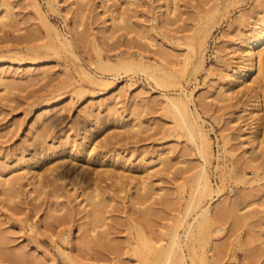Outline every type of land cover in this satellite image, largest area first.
Returning a JSON list of instances; mask_svg holds the SVG:
<instances>
[{
  "label": "rangeland",
  "instance_id": "1",
  "mask_svg": "<svg viewBox=\"0 0 264 264\" xmlns=\"http://www.w3.org/2000/svg\"><path fill=\"white\" fill-rule=\"evenodd\" d=\"M101 1L0 0V12L9 14L0 23V171L31 159L37 135L48 148L47 165L56 167L45 186L30 184V177L20 180L15 195L0 187L3 264H172L181 250L187 264H208L217 252L223 253L220 264H248L250 252L255 264H264L263 160L252 163L262 169L247 167L246 178L237 181L224 151L231 139L227 148L235 158L250 153L249 95L241 85L235 97L221 95L230 85L227 63L239 54L249 21L264 14V0H180L171 16L166 0H116L121 21ZM48 22L70 44L57 43ZM205 28L210 34L200 66L192 49L199 48ZM120 55L161 62L175 75L150 65L112 68ZM180 90L193 92L190 105L205 120L214 146L207 168L215 191L202 202L231 203L219 225L189 237L186 225L197 213L193 196L201 188L195 173L206 164L167 107V96ZM111 106L115 112L108 113ZM44 110L55 114L35 129ZM130 121L139 125L130 129ZM70 145L74 150L64 153ZM164 150L170 152L166 167L158 160ZM122 163L120 181L100 173ZM84 165L95 171L104 194L98 208L83 193L92 184L80 180ZM132 176L147 178L142 198ZM174 235L182 242L173 244ZM7 253L11 257L3 259Z\"/></svg>",
  "mask_w": 264,
  "mask_h": 264
},
{
  "label": "bare ground",
  "instance_id": "2",
  "mask_svg": "<svg viewBox=\"0 0 264 264\" xmlns=\"http://www.w3.org/2000/svg\"><path fill=\"white\" fill-rule=\"evenodd\" d=\"M90 0H76V2L79 5H85ZM180 0H166L165 3L167 4V15L171 16L172 12L177 9V6L179 5ZM103 4L110 5L111 8L110 12L113 14V19L117 20L122 18L124 12H117L118 16L116 17V8L118 5V1L116 0H102ZM131 4L133 3L132 0H124L123 3ZM119 6V5H118ZM109 7H107L109 9ZM119 8V7H118ZM120 9V8H119ZM118 9V11H119ZM121 10V9H120ZM124 10V9H123ZM125 11V10H124ZM176 11L173 12V15ZM262 16H256L253 20H250L248 25L247 32L244 33V38L242 41V44L240 48H238L236 51H240L239 54L233 59L235 61L227 63L228 72H226L225 77L228 78V84H230L227 87L221 88V95L227 96V98H233L235 93H240L245 89H247V94L249 95V100L246 103V106L248 108H244V111H246V115H248V118L251 119L250 123L248 124V128L250 130L249 138H248V144L250 145V153L248 156H243L242 162L239 160V158H235V154L232 152V150H229L227 148V144L231 141V139H226V142L224 144V151H227L231 155V160L229 163V169L228 171L231 172L232 177H235L236 180H244L246 178L245 173L243 172V169H247V167H250L253 169V172L259 171L262 169V165L264 164V14H261ZM9 18V14L6 11L0 12V23H4ZM48 28L50 31H52L53 38L57 43L66 45L70 44L69 40H66L62 37L61 33L57 30L56 26L48 22ZM206 29V28H205ZM203 37L201 38V43L199 48L194 46V49H192V53L199 59V65H204V54H205V47L207 44V38L210 34V29L204 30ZM202 35V34H201ZM198 43V42H197ZM218 51V50H217ZM167 54V52L165 53ZM108 63V62H103ZM148 65L150 67L155 66L159 71L162 73L169 72L171 74V70L168 71V69L163 65L161 62H157L155 64L147 63L144 59V56H135L131 57L129 59L123 58L121 55L116 63H114L112 68H144L149 69ZM148 71V70H147ZM174 74V71H172ZM257 74L256 80H254L252 83L249 82V78L254 74ZM33 71H27V75L33 74ZM37 73V72H35ZM92 80L98 81L99 78L96 76H92L89 72H85ZM152 73V72H150ZM156 73V72H155ZM163 74V75H164ZM168 74V75H170ZM152 75V74H151ZM154 75V74H153ZM170 75V76H171ZM175 75V74H174ZM24 76V75H22ZM162 76V75H161ZM21 77V76H20ZM0 78L4 79V76H0ZM24 78V77H22ZM163 78V76L161 77ZM1 79V80H2ZM168 79V78H167ZM168 82V81H167ZM11 84V82H9ZM8 83V84H9ZM165 83V81H164ZM14 86V82L12 83ZM17 84V83H16ZM243 86L242 89H237L238 86ZM10 86V85H9ZM9 86H7V90L9 89ZM193 92H191V96L188 93H185L184 90H180L177 96L170 97L167 96L166 102L168 104V109L172 111L175 124L177 126H180L182 128L186 127L188 129V136L191 140H194L197 144V148L200 152V155L202 156L205 166L203 165L201 170L199 169V172L195 173V177L198 181L201 183V188L194 194V208L197 209L196 215L193 217L192 221H189L186 225L185 229V236L189 237L192 235V233L195 230H205L211 226H217L219 225L218 222L221 221L225 216L226 213H228V206L231 205V203H223L216 206H212V203H203L202 197H205L206 195H210L213 191H215V188L212 183L210 171L207 168V164H211L213 161V157L215 156L214 153V146L212 139L209 135L208 130L205 128V120L201 116L200 112L196 109H193L190 105V103L193 101ZM246 102V101H245ZM108 113L115 112V107L111 106L108 109ZM243 111V112H244ZM57 112V111H56ZM55 114V111L51 110H44L43 112L39 113L38 117V124L36 125L35 129H39L42 126H45V122L47 119L52 117ZM101 116L96 117L97 121L100 120ZM121 120L118 119V121ZM114 121H117V118L114 119ZM41 122V123H39ZM133 122V123H132ZM130 121L128 124L130 126V129L135 128L137 125H139V122ZM127 125V126H128ZM126 127V124L124 125ZM129 129V127H128ZM185 129V128H184ZM186 129V130H187ZM187 132V131H186ZM228 135V134H227ZM89 135H86V138H89ZM229 136V135H228ZM228 136H226L228 138ZM37 143L39 142L38 148H36V151L33 154V157L29 160H23L20 159V166L17 168L12 169L10 172H3L0 171V187L3 191L8 193V195H15L19 193L18 191V185L21 179L23 178H30L33 177V181H30V184L32 183L34 186L38 187L40 184L45 186L46 178L50 175L52 171L56 167H53V165H47V159H48V152L47 149L44 147L45 141L42 139L40 140L39 135L36 137ZM85 143V142H84ZM84 147L82 149L83 152H85L87 149L86 143L83 144ZM71 146V145H70ZM73 147H67L66 149L62 150L64 153L66 152H72ZM77 151V150H76ZM81 151H77L76 153L79 154ZM75 153V152H74ZM170 152H163L159 155V163L161 166L166 167L167 160L169 158ZM220 157V156H218ZM241 158V157H240ZM230 159V158H229ZM263 160V164L254 165L252 163ZM19 162V161H18ZM46 162V163H45ZM112 162H115V160H112ZM50 163V162H49ZM124 163L120 164L118 170L114 171L113 169L109 170L106 169L104 171H101L102 175L104 174L106 178H113L116 177L117 180L120 181L122 177H124L123 172L121 170L124 169ZM42 165V166H41ZM47 165V166H45ZM219 165L216 166V169ZM243 167V168H241ZM249 168V169H250ZM81 174V181L83 184L90 183L88 187L85 188L84 194L86 195V199L90 200L91 203L95 204V207L98 208L101 206V203H103V192L102 190L96 185L97 183V176H94L95 171L89 169L87 166H81L82 171ZM161 170V169H160ZM51 171V172H50ZM99 172L97 173V175ZM100 175V174H99ZM261 174H257V176H260ZM79 176V175H78ZM80 177V176H79ZM134 180L138 178V182L136 183L137 190H138V197L142 198L144 191L148 190V185L146 181V177L140 176L135 178V176H132ZM32 179V178H30ZM29 179V180H30ZM259 179V178H257ZM35 187V188H36ZM236 186H234V189ZM217 190V189H216ZM217 193L219 194V190H217ZM238 197H240V194H237ZM103 199V200H102ZM192 203V202H191ZM203 203V204H202ZM230 204V205H229ZM193 206V205H192ZM92 210H89L88 213L92 215ZM229 214V213H228ZM181 237L174 235L172 237V242L174 243H181L182 240H180ZM64 240V238H63ZM147 243V240H145ZM141 242H142V234H141ZM180 247H182L180 245ZM12 255V254H11ZM9 253L3 255V259L11 257ZM14 255V254H13ZM223 255L221 252H217L212 256V262L208 264H220V258ZM71 256V255H70ZM159 255H156L155 260L157 261L159 258ZM178 260L175 263L172 264H187V256L184 253V251H180L178 253ZM72 258V257H71ZM248 264H255L254 255L253 253H248ZM149 259L145 256V260ZM141 260H142V254H141ZM155 261V263H156ZM78 263V262H77ZM158 263V261H157ZM156 263V264H157ZM0 264H3V261L0 259ZM80 264V263H78Z\"/></svg>",
  "mask_w": 264,
  "mask_h": 264
}]
</instances>
